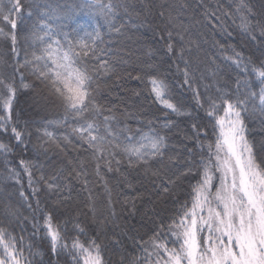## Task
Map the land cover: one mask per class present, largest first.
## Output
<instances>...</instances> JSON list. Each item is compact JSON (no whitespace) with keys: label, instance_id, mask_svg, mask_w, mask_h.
<instances>
[{"label":"snow or ice","instance_id":"obj_1","mask_svg":"<svg viewBox=\"0 0 264 264\" xmlns=\"http://www.w3.org/2000/svg\"><path fill=\"white\" fill-rule=\"evenodd\" d=\"M193 3L196 4L194 10L204 8L205 16L217 19L216 13L209 11L202 2L193 0ZM79 6L103 16L110 26L116 16V8L122 7L114 5L111 0L107 3L105 0H82ZM41 7L49 6L34 5L31 0H0V21L6 22L9 28V31L0 28V38L9 43V55L12 58L10 63L0 58V63L6 64L11 70V75L7 78L0 76V112H3L0 115V136L15 141L17 146L28 148L25 141L30 142L32 138L29 122L13 119V105L21 90L32 89L35 108L44 111L59 105L64 111L60 120L46 121L42 130L36 129L38 140L47 143L59 139L67 147L71 143L69 136L56 137L47 128L66 125L71 117L78 126L71 129L70 135L90 153L97 174L101 167L112 171L113 166H116L118 170L121 165L118 155L126 156L130 167L141 166L150 171V162L164 160L166 138L154 129L141 134L139 139L129 135L131 130L127 128L113 131L116 117L105 115V108L97 103V81L112 71L107 50L101 47L103 40L99 31L94 36L87 34V39L75 42L68 40V34H64L62 44L61 40L54 38L56 29L48 23V20L54 18L53 14L49 11L41 12ZM182 7L186 9L187 5ZM33 8L40 19L32 31L25 35L24 40L40 41L44 47L42 55L33 53L29 59L27 52L20 47L17 25H23L24 18L33 15ZM241 8L249 11L247 5H241ZM160 15L163 17L164 12ZM167 18L175 28L176 36L172 31L166 30V37L162 36L160 39L166 40V55H175L180 62L176 65V70L183 78L181 87L186 86L192 90L193 107L197 111L203 110L205 122L199 127L196 124L189 126L192 135L185 137V141L192 142L197 151L186 149L191 158L183 165L186 170L181 175L195 183L189 184V199L179 202L176 214L167 217L170 223L160 224L153 230V264H264V137L257 138L249 128L252 117L256 114L260 115L261 122L264 123V26H250L245 17L241 16L240 27L245 34L253 42L258 35L261 41L256 52H253L256 60L253 61L251 56H245L234 47H221V52L231 51V55L223 58L240 70L245 79L237 78L233 91H227L225 85L223 88L217 87L215 96L206 94L201 99L199 90L193 88V62L185 58V54L191 52L189 45L197 48L199 45L180 35L181 32H188V29L182 25L176 26L175 16L169 14ZM255 28H259V32L254 35L252 32ZM41 62L42 68L39 66ZM180 64H183L182 68ZM22 69H30L35 81L25 83L28 77ZM253 78L259 83L255 90L252 87ZM142 82L147 93L164 109L175 115H192L186 111L183 103L173 102L168 78H161L155 70L146 71ZM161 127L171 129L176 125L165 118ZM40 147L43 148V144ZM33 149L35 150V145ZM11 151V144L0 139V155ZM19 164L21 171L27 174L31 189L27 195L23 191L18 194L34 213L33 219L37 220L33 224V235L42 228L53 256L67 254L70 264H105L103 248L95 239H89L87 246L78 238H72L69 242L66 238L67 224L56 222L58 217L54 214L58 212V208L55 204L52 206L53 210L48 211L41 207L39 199H35L41 189L33 187L34 184L41 185L43 191L49 194L70 192L62 176L41 174L34 179L32 169L42 173V166L24 160L19 161ZM9 172L12 177L19 176L14 169H9ZM153 174L168 184V188L164 189L166 192L176 185L174 180L164 181L159 170ZM76 175L82 178V173ZM84 182L87 184L86 180ZM17 184L23 187L19 184V179ZM29 196L34 198L35 208L29 201ZM37 212L40 213L39 218L35 216ZM16 215L17 210L11 204H6L4 216L8 223L0 224V264H32L23 255L25 248L29 250V255H33L32 244H26L23 236L13 235L9 231L10 221ZM40 219L43 220L42 224L39 223ZM74 227L80 234H86L78 224ZM169 244L172 246L169 247Z\"/></svg>","mask_w":264,"mask_h":264},{"label":"trees","instance_id":"obj_2","mask_svg":"<svg viewBox=\"0 0 264 264\" xmlns=\"http://www.w3.org/2000/svg\"><path fill=\"white\" fill-rule=\"evenodd\" d=\"M41 7V12L49 11L54 18L48 23L56 29L54 38L64 43L63 35L68 34V40L77 41L87 39V34L93 36L97 31L103 40L101 47L107 50V59L112 65V71L104 74L98 81L99 91L97 103L105 108V115H114L116 122L113 131L131 130L128 134L139 139L143 133L150 130L158 131L166 138L167 149L164 160L158 163L150 162L149 170L141 166H129L127 157L118 155L121 161L118 170L113 166L112 171L101 167L97 174L95 162L85 147L77 144L72 139L70 132L78 126L71 117L66 125H53L47 128L56 137L69 136L71 143L65 147V142L57 139L55 142L38 140L36 129L42 130L46 121L60 120L64 111L59 105H54L41 111L33 106L32 89H23L17 95L13 105V119L19 118L21 122H29L32 132L31 141H25L28 148L17 146L15 141L8 137L0 136L6 143H10L12 151L0 155V224H6L4 209L6 204H11L17 210V215L10 221L9 231L13 235L23 236L25 243L32 244L31 252L24 249L23 255L28 257L32 264H70L67 254L53 256L49 241L44 238L43 229L33 235L34 213L30 211L24 199L19 196V191L27 195L31 189L28 186L27 174L21 171L19 161L24 160L33 164H40L43 172L32 169L33 178L41 174L45 176L61 175L70 192L61 195L49 194L43 191L41 185L35 199L40 200L42 208L53 210V204L58 208L55 213L57 223L67 224L66 238H78L86 246L89 239H95L103 248L105 264H153L151 247L155 236L153 230L160 224L170 223L169 216L176 214L180 207L179 202L189 199L187 193L189 184L194 180H187L181 175L186 169L183 165L190 159L187 150L197 151L196 146L185 137H191V124L198 127L204 123L203 110L197 111L193 105L192 90L183 84L182 75L177 72L176 65L180 62L175 55H166L167 31H172L176 36L175 28L169 23L168 15L177 19L176 26H183L188 32H181L185 40L191 39L199 45H189L190 53L185 54L190 59L195 69V82L193 88L200 92L201 99L207 95H216L217 87H225L233 91L236 80L245 79L240 70L224 60L225 55L231 51L221 52V47L229 49L234 47L251 56L253 61L260 46V39L253 42L248 34L240 27L241 16H244L250 26H264V0H197L202 2L209 11L216 13L217 19L205 16L204 8L194 10L196 4L193 0H111L116 8V16L112 19V26L105 21L103 16L95 15L79 5L82 0H31ZM107 3L108 0H105ZM182 5H187L183 8ZM241 5H247L249 11H244ZM163 6V7H162ZM164 12V16L160 15ZM228 13V15H225ZM40 17L33 8V15L25 17L23 25L18 23L17 33L20 38V47L25 50L31 59L34 53L43 54L44 45L40 41H25L24 37L37 25ZM0 28L9 31L6 22L0 21ZM119 31H116V29ZM167 30V31H166ZM259 28L253 29L252 34H257ZM58 33V34H57ZM43 34V33H41ZM179 39V37H176ZM176 41L174 40L173 43ZM24 52H21L23 56ZM258 54V53H257ZM0 58L10 63L9 43L0 38ZM21 63L23 60L21 59ZM42 68V62L39 65ZM183 67V64H180ZM158 72L161 78H168L171 86L173 102L183 103L186 111L192 115H175L159 105L147 93L142 82L146 71ZM28 79L25 83L35 81L30 69H22ZM11 70L4 63H0V76L7 78ZM140 77L141 79H137ZM17 83L19 80L17 79ZM253 89H258L259 83L253 78ZM38 90V89H37ZM222 114V113H221ZM3 115V112H0ZM168 121L176 125L171 129L161 125ZM249 128L257 138L264 137V123L256 114L252 117ZM123 140V133H120ZM203 139V137H201ZM211 139V133L209 134ZM121 141H117L120 143ZM43 144V148L40 145ZM59 144V147H57ZM35 145V150L33 146ZM46 150V152H45ZM170 158V159H169ZM9 169L19 173L12 177ZM83 169V171H82ZM163 175L164 181H176V185L168 188L158 175ZM76 173H82L78 178ZM175 173V175H173ZM23 185L21 188L17 184ZM87 181L85 184L84 181ZM35 208L34 198L29 196ZM177 201V203H173ZM37 218L40 213H35ZM39 223H43L40 219ZM78 224L86 234H80L74 225ZM19 246V245H18ZM172 245L169 244V247Z\"/></svg>","mask_w":264,"mask_h":264}]
</instances>
